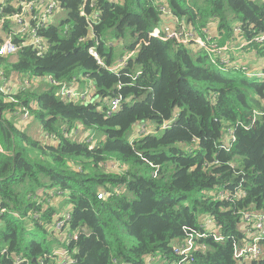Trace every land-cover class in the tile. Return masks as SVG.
<instances>
[{"label": "trees", "instance_id": "16d2710c", "mask_svg": "<svg viewBox=\"0 0 264 264\" xmlns=\"http://www.w3.org/2000/svg\"><path fill=\"white\" fill-rule=\"evenodd\" d=\"M93 2L99 17L91 27L80 15L83 0H60L67 16L43 29L50 43L44 55L25 47L0 56L9 77L52 75L78 86L87 78L95 88L88 103L63 99L54 85L19 90L13 100L0 91V208H6L0 214V264H52L48 256L59 246L76 264H159L157 257L171 264L177 259L174 245L187 238L185 227L200 228L207 216L226 239L202 240L206 251L185 264H239L233 239L242 237L243 211L264 210V116L249 129L238 123H251L252 111L261 107L264 78L222 70L205 49L151 32L165 21L161 6L166 5L195 30L216 21L225 31L221 44L232 40L237 25L243 29L240 38L252 39L264 33V0ZM128 29L135 40L127 49L137 52L115 72L114 47L107 42ZM90 33L99 40L103 65L89 53L96 45ZM249 47L264 57V44ZM115 97L121 107L107 115ZM20 112L54 134L55 144L22 128L12 118ZM166 121L171 125L161 129ZM142 122H149L152 132L131 138L133 126ZM78 125L96 134V146L64 136ZM231 126L236 140L228 151L222 145H230ZM113 159L122 170L106 166ZM214 160L219 163L207 168ZM239 183L247 193L242 199L209 194L234 192ZM103 192L108 195L101 197ZM67 212L77 237L48 239L45 225ZM17 257L25 261L16 263ZM244 264H264V258Z\"/></svg>", "mask_w": 264, "mask_h": 264}, {"label": "built area", "instance_id": "2783aa9c", "mask_svg": "<svg viewBox=\"0 0 264 264\" xmlns=\"http://www.w3.org/2000/svg\"><path fill=\"white\" fill-rule=\"evenodd\" d=\"M90 6L92 11L89 12L87 7ZM60 0H0V56L10 57L16 55L21 49L25 47H31L40 56L44 55L50 46L48 38L43 34V29L49 24H53L52 18L56 15L61 8ZM161 10L166 16L174 17V25L162 22L159 26L155 27L151 32V35L163 40H173L179 44L186 46L193 45L197 48H203L209 54L211 62L216 64L222 70L236 69L243 71L248 76H256L264 78V70L262 72H251L249 68L240 64L237 60H233L228 53L232 50L229 45L220 46L212 40L210 36H207L204 32V36L198 34V31L187 25L185 20L173 15V13L167 8L166 5L161 6ZM80 15L85 17L89 25L92 27L93 22L99 17V12L96 11L93 0H83L82 7L80 9ZM203 29V28H202ZM92 32V31H91ZM243 33V29L240 25L234 26L231 39L236 37L239 39ZM90 35L95 36L93 33ZM96 38V45L89 48V53L93 55L98 63L104 64L100 54L97 50L99 40ZM238 44L240 48L249 46L253 43L264 44V33L258 34L252 39H243ZM86 37H82L79 41L84 42ZM136 50L129 52L126 56L122 57L118 64H115L111 70L118 72L120 69L125 68L131 58L136 55ZM138 72L137 75H139ZM20 82L15 85L12 77L7 74V71L3 65L0 64V91L9 95V99L19 90L28 89L31 86V79L29 75H22ZM48 81L51 85L59 88L58 95L66 100H80L83 102H91L93 100L94 85L88 83L84 89H80L78 85H69L67 82H63L54 78L52 75H47ZM121 107V98L115 97L111 100L106 112L107 115H112L117 112ZM264 116V99L262 100L261 107L252 111L251 123L246 124L239 122L238 125L249 129L254 125L259 118ZM22 117L26 120L30 119L29 113L25 112ZM172 121H166L162 124L161 129L168 128ZM236 126H231L227 129L228 137L230 138V145H222L226 150H230L231 144L236 140L235 136ZM152 130L144 128L139 135L149 134ZM64 136L71 140L80 139L86 141L89 144V148L96 146V134L82 126H75L69 130L63 132ZM138 135V136H139ZM45 143L56 142V136L52 133H44L42 138ZM133 140V139H132ZM217 160L206 163L207 168H211L218 164ZM110 168L114 170H122V166L119 161L113 159L110 161ZM240 187H236L234 192L211 191L210 195L214 196L218 200H230L232 196L242 199L247 193L244 191L243 184L239 183ZM108 195V192L100 194L101 197ZM6 208H0V214H3ZM70 219V214L67 212L61 216H58L54 225L57 230H63ZM187 228V238L180 244H176L173 247V251L177 256L171 264H185L188 263L193 255L199 251H206L207 245L202 240L213 237L216 241H224L226 236L220 231V227L213 216H207L201 227L199 228ZM239 231L242 233L241 238L233 239L234 258L239 264H244L253 261H260L264 258V210L251 209L250 211H243V216L238 224ZM77 232H70L69 238L75 239ZM6 250H3V253ZM49 258L54 257L56 264H76L77 260L73 258L70 251L66 248L54 250ZM25 261L22 257H17L16 263H22ZM151 261V260H150ZM40 264H45V260H41Z\"/></svg>", "mask_w": 264, "mask_h": 264}, {"label": "rangeland", "instance_id": "374dc122", "mask_svg": "<svg viewBox=\"0 0 264 264\" xmlns=\"http://www.w3.org/2000/svg\"><path fill=\"white\" fill-rule=\"evenodd\" d=\"M66 16H67V10L61 7L56 13V15L52 18L53 24H59L62 19L66 18ZM134 40H135V37L132 36V31L130 29L127 30V33L124 37L122 38L114 37V39L108 40L107 43L113 45L114 47L115 64H118L121 58L126 56L130 52L127 49V45H130ZM192 47L195 48L194 46ZM192 47H190V50H192ZM253 51L255 53H253ZM246 54L248 55L247 65L240 61L238 62L240 64L246 65L251 72H254V73L262 72L264 70V57L258 56L256 51L249 46H248V49L246 50ZM254 69H256L257 71L256 72L253 71ZM30 79H31L30 88L36 87L38 85L37 88L41 90L42 86L46 89L51 85L48 81L47 75L31 76ZM22 114H23L22 112L18 113L17 116L15 117V120L18 122V124L23 126L22 128L31 131L34 127V123L32 122L33 119L30 118L28 120H24V118L21 117ZM24 121L26 122L24 123ZM150 127L151 125L149 122L136 123L130 132L131 138L137 137L143 131L144 128L151 129ZM101 135H102L101 132H97L98 139L101 137ZM68 208L69 206L67 205L66 209ZM27 223L29 224L30 222L28 221ZM45 229L47 230L46 236L48 239L49 237L51 238L53 236L59 242L67 241L69 239V233L72 232L71 228L68 225L63 230H57L54 225V222L49 225H45ZM61 247L63 246L56 247L54 250H59L61 249ZM51 259H53L52 264H56L54 257H52ZM155 261H157V263L159 264H167L166 261L162 260L161 257H157Z\"/></svg>", "mask_w": 264, "mask_h": 264}, {"label": "crops", "instance_id": "0c3cea01", "mask_svg": "<svg viewBox=\"0 0 264 264\" xmlns=\"http://www.w3.org/2000/svg\"><path fill=\"white\" fill-rule=\"evenodd\" d=\"M164 22L169 23L171 26H173L174 25V17L173 16H166ZM197 31H198V34H201L202 36H204V32H205L207 36H210L212 38V40L220 46H224V45L231 46L232 50L228 52L231 55V58L235 61L237 60V61H240V62L247 65V61H248L247 56L248 55L246 54V50L248 49V46L240 48L238 46V44L241 43L242 40L240 38L238 39L237 37L234 40H230V41L225 42L224 44H221V40L224 41L225 32L220 31L216 21H210L206 25L205 28H203V29L201 28ZM223 41H222V43H223ZM253 53H255V52L253 51ZM253 71L256 72L257 70L254 69ZM10 75H11L12 79L14 80V82H13L14 85H15V83L18 84L20 82V77L18 74L12 73ZM90 82L91 81L87 78L83 79V82H80L79 88L84 89L86 87V85ZM37 86H36V88H37ZM42 89H45V88L42 86ZM15 116H17V114L13 115L12 118L14 119ZM32 122L34 123V127L31 131L27 130L28 133L31 134L34 138L42 140L45 132H42L43 130H42V126L40 125V122L35 121L34 118H33ZM17 126H19V125H17Z\"/></svg>", "mask_w": 264, "mask_h": 264}]
</instances>
